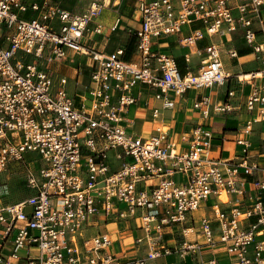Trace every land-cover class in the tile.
<instances>
[{
	"label": "built area",
	"instance_id": "2783aa9c",
	"mask_svg": "<svg viewBox=\"0 0 264 264\" xmlns=\"http://www.w3.org/2000/svg\"><path fill=\"white\" fill-rule=\"evenodd\" d=\"M88 1L75 12L63 0H0V174L22 165L31 192L15 202H4L0 193V247H10L8 255L0 252V264L20 259L23 248L25 264H160L158 258L169 254L219 264L216 250L225 251L231 264H264V130L256 147L250 138L254 123L264 122V0H131L139 18L132 30L135 59L125 48L106 53L83 41L86 31L103 32L95 20L112 0ZM196 20L204 28L181 42L193 48L186 61L195 54L200 67L183 73L173 55L154 45ZM240 28L261 62L248 79L225 66L217 43L197 49L205 33ZM70 52L89 59L90 81L79 102L69 78L50 68ZM229 54L235 57L237 50ZM233 76L252 84L246 106L256 112L236 140L243 145L237 159L213 154L212 131L202 123L182 135L185 147L170 139L169 129L144 135L126 125L140 84L154 88L163 107L172 109L170 92L181 96ZM194 108L203 117L235 109L229 99L214 102L209 95ZM159 114L153 107V117ZM31 152L39 167L26 159ZM221 192L227 200L219 199ZM199 209L206 211L197 218ZM97 214L135 219L144 230L137 251L113 253L109 233L87 234ZM174 224L183 226L182 239L169 244L164 231ZM208 252L213 256L205 258Z\"/></svg>",
	"mask_w": 264,
	"mask_h": 264
},
{
	"label": "crops",
	"instance_id": "0c3cea01",
	"mask_svg": "<svg viewBox=\"0 0 264 264\" xmlns=\"http://www.w3.org/2000/svg\"><path fill=\"white\" fill-rule=\"evenodd\" d=\"M132 8V20H129V23H126V17L114 14L110 6L104 7L102 14L95 20V23H100L103 26V32L97 33L92 29L86 31L83 41L87 45L106 53L112 52L117 48H125L126 57L135 59L136 38L132 33V30L139 26V18L135 13L133 3ZM263 11L264 9L262 12ZM30 13L35 12L30 11ZM117 21L119 22L118 26L113 30L112 27ZM94 25L95 24H93L91 28H93ZM199 28H204V24L200 20H196L191 24H185L181 34L163 36L157 39L154 48L173 55L183 73H185L188 69L197 71L200 67V59L193 54V58L190 63L186 61V54L192 53L191 51L193 48L183 44L181 42V38L190 35L192 30ZM222 36H225L226 39L222 38ZM259 38L262 39L263 35L260 34ZM213 42L217 43L221 48V56L224 64L234 74H241L244 76L245 73L256 70L261 66V62L253 52V48L247 44L244 37V30L242 28L230 34L218 33L209 35L205 33L204 38L198 40L197 49L199 48L203 50L207 45ZM231 48L237 50V56H230L229 50ZM79 56L82 59L87 58L82 55ZM73 58L76 59L77 55L70 52V57H68L65 61H62V63L70 67L68 61ZM50 68L53 72L51 65ZM55 74L65 75L69 78V91L72 95L76 96V99L79 102V95H82L85 92V84L82 82V67L79 70L77 80L74 79L75 74L69 75L66 72H57ZM89 81L90 75L86 84H88ZM72 83H76L78 85L81 83L83 87L81 93L78 92L77 89L74 91L70 90V84ZM225 85H228V92L222 91L221 89V87ZM230 90L234 92V96L231 98L228 97ZM252 90V84L247 82L240 84L236 76H233L223 85H215L211 88L205 87L190 89L181 96H177L174 92H170V95L175 100V107L171 109L163 107V100L155 97L154 88L140 84L135 88L137 102L129 107L126 114V125L129 126L130 130H135L144 135L154 134L157 132V129L161 127L163 129L168 128L170 139L176 141L178 143V147H185L187 146V143H185L186 141H184L182 135L202 123L204 128L212 131L213 154L222 159H237L236 156L241 153L243 145L237 143L236 140L241 136L244 137L245 134L243 127L248 120L255 117L256 113L255 111L248 110L246 106L247 96L252 92ZM205 95H209L214 102L229 99L235 109L230 112L213 113L209 117H203L200 111L194 108V102L200 100ZM153 107H158L160 109V114L157 118H154L152 115ZM167 113H169L168 117ZM253 126L254 131L252 132L250 138L253 142V147H256L263 138L264 122H255ZM232 163L233 161L229 162V164ZM175 177L179 180L181 175L177 174ZM156 180L157 179H154L152 182L155 184ZM247 186H249V184H247ZM219 199L227 200V197H219ZM19 200L21 199H18L17 201ZM117 204L120 206L121 202H117ZM120 207L124 208L125 205ZM205 211L206 210L204 209H199L194 213V215L199 218L205 213ZM182 228L183 226L180 224H174L172 227H166L164 231L165 242L169 244H176L177 242H180L182 239ZM98 233H109L112 238V243L109 248L110 251L118 253L122 256H127L129 254H134L137 251L136 239L140 235H143L144 230L138 228L136 220L132 217L122 219L118 218L116 215L106 217L103 214H97L92 216L91 226L88 228L87 234L95 235ZM190 238L193 239L194 235L190 236ZM32 250L37 252V248H32ZM0 252L3 255H8L10 247L8 245L2 248L0 247ZM214 254L218 259L219 264L222 261L229 260L227 253L223 250H216ZM19 255L20 259L12 260L11 264H25L27 250L25 248L20 249ZM211 256H213L212 252L204 254L205 258H209ZM158 262L160 264H199L196 256L192 254L187 255L182 261L179 260L175 254L163 255L158 258Z\"/></svg>",
	"mask_w": 264,
	"mask_h": 264
},
{
	"label": "rangeland",
	"instance_id": "374dc122",
	"mask_svg": "<svg viewBox=\"0 0 264 264\" xmlns=\"http://www.w3.org/2000/svg\"><path fill=\"white\" fill-rule=\"evenodd\" d=\"M116 1V4L113 3ZM112 0L110 3V8L113 10L112 12L114 14H118L121 16L126 17V23H129V20L131 21V16L133 14V8H132V1L131 0ZM63 3L70 8L72 11L79 12L84 10L88 4V0H63ZM113 3V4H112ZM104 9V8H103ZM116 10V11H115ZM103 10L99 14V16L102 14ZM30 13V12H29ZM264 15V11L262 12ZM30 16L35 15V13L28 14ZM220 38V37H217ZM215 38V39H217ZM222 38L226 39L225 36H222ZM89 62V59H82L79 55H77V58H73L70 61H68L69 66L65 65L64 63L60 61H54L51 63L52 69L54 73H61L66 72L69 75L75 74L74 79L77 80L79 70L82 67L83 75H82V82L84 84L87 83L89 79V67L86 65V62ZM72 70V72H71ZM81 93L83 90V87L81 83L78 85L76 83L70 84V90L74 91L76 90ZM222 91L228 92V85L221 87ZM160 104V103H159ZM169 116V113H167V117ZM164 130V129H163ZM36 157V154L34 152L28 153L26 155V159L31 161L32 167H39L40 161L34 160ZM25 169L22 165L17 164L12 165L6 172L0 174V193L3 196L4 202H15L18 199H23L26 196L29 195L30 191L25 186ZM158 183V180L155 181V184ZM124 203H121L120 206H124ZM220 264H231L230 260L222 261Z\"/></svg>",
	"mask_w": 264,
	"mask_h": 264
},
{
	"label": "bare ground",
	"instance_id": "6f19581e",
	"mask_svg": "<svg viewBox=\"0 0 264 264\" xmlns=\"http://www.w3.org/2000/svg\"><path fill=\"white\" fill-rule=\"evenodd\" d=\"M115 1V0H114ZM114 3V2H113ZM112 3V4H113ZM246 74V75H245ZM244 76H242L243 79H248L250 77V73H245ZM162 128V127H161ZM163 129V128H162ZM168 128L164 129L167 130ZM219 197L223 198L224 196H226L225 192H221L218 195ZM227 197V196H226Z\"/></svg>",
	"mask_w": 264,
	"mask_h": 264
}]
</instances>
